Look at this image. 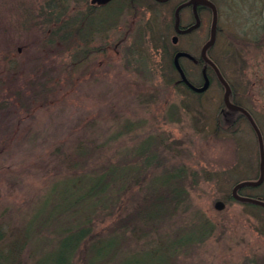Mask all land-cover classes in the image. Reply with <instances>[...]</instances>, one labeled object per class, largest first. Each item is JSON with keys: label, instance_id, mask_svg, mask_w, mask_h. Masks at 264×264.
<instances>
[{"label": "rangeland", "instance_id": "1", "mask_svg": "<svg viewBox=\"0 0 264 264\" xmlns=\"http://www.w3.org/2000/svg\"><path fill=\"white\" fill-rule=\"evenodd\" d=\"M90 1L67 0V4L71 10H84ZM46 2L50 0H0V101L13 105L0 116V135L6 137L0 142V221L22 224L48 185L64 175L61 156L50 154L60 143L81 131L110 134L117 116L119 122H129L134 128L106 149L107 158L118 147L123 152L118 158L128 163L129 152L152 137L167 143L151 147V151L160 152L157 154L164 166L186 167L187 201L165 230L212 226L211 235L202 244L184 251L182 264H264V209L227 199L235 183L256 175V167L250 163L257 156L250 143L253 137L216 133L219 90L214 80L203 93L169 84L171 79L175 82L176 75L169 74L149 33L140 29L146 20L154 22L151 14L157 10L160 15L155 31L165 33L170 45L175 2L151 6L144 12L143 22L133 10H124L119 27L106 30L104 38L99 34L88 44L78 41L70 47L57 42L52 48L45 44L52 27L42 10ZM215 2L225 33L216 39L210 55L229 77L231 49L240 48L241 37L258 35L254 26L264 17V0ZM209 24L207 16L204 33L182 37L178 47L197 58L207 40ZM250 47L245 49V57L264 64V46L262 53L252 52ZM74 52L84 55L76 65L70 58ZM199 68L186 65L189 78L197 84ZM44 80L48 84L42 85ZM32 85L52 90L44 96L46 100L41 99L44 104L40 99L30 102L24 112L19 102L23 104L25 99L19 96L17 101L14 93ZM24 94L30 97V93ZM89 120L95 122L94 128L88 127ZM70 142L67 140L68 147ZM154 170L155 174L159 171ZM217 201L225 203L220 210L215 208Z\"/></svg>", "mask_w": 264, "mask_h": 264}, {"label": "trees", "instance_id": "2", "mask_svg": "<svg viewBox=\"0 0 264 264\" xmlns=\"http://www.w3.org/2000/svg\"><path fill=\"white\" fill-rule=\"evenodd\" d=\"M151 6L159 7V3L112 0L105 5L89 3L84 10H71L67 0H50L42 8L46 23L51 20L52 26L45 44L50 48L57 42L69 47L78 41L88 44L96 35L104 38L106 30L119 27L124 10H133L139 15V22H143L144 12ZM151 15L154 22L146 20L140 29L149 33V40L154 42V50L160 51V59L169 74L176 75L166 35L155 31L154 23L160 14L156 10ZM83 56L74 52L70 56L71 64H78ZM138 61L144 63L141 57ZM142 75L146 76L145 70ZM159 76L161 81L165 80L164 75ZM169 84L184 86L172 79ZM33 86L14 93L16 100L25 99L23 104L19 102L24 112L30 102L43 99L52 90ZM183 89L191 92L186 86ZM24 93H30V97ZM12 106L6 100L0 101V116ZM118 120L117 116L113 118L116 126L110 134L77 132V137L72 134V139L66 138L71 140L69 147L66 140L50 152L54 157L61 156L64 175L48 185L22 224L0 221V264H182L184 251L202 244L211 235L209 224L195 225L188 230H165L169 221L181 213L188 193L185 165L164 166V160L157 154L160 152L151 151L157 143L167 146L164 140L147 137L129 152L128 163L118 158L123 154L118 147L112 157L105 156L106 149L124 132L133 131L129 122L124 124ZM89 122L92 123L88 127L94 128L95 122ZM5 141L6 137L0 135V142ZM154 169L159 170L157 174ZM151 171L153 177L147 178Z\"/></svg>", "mask_w": 264, "mask_h": 264}, {"label": "flooded vegetation", "instance_id": "3", "mask_svg": "<svg viewBox=\"0 0 264 264\" xmlns=\"http://www.w3.org/2000/svg\"><path fill=\"white\" fill-rule=\"evenodd\" d=\"M112 1V0H111ZM110 1V2H111ZM155 1V0H154ZM175 2L172 6V18H171V61L175 69L176 74V83L186 86L190 89L187 83L181 79V75L174 65L175 55L178 53H187L190 57L180 56L177 59L179 67L183 72L185 79L190 82L188 71L186 70V65L199 66L200 72V83L193 84L194 87H202L207 81L208 86L210 87L211 82L216 83V86L219 90V102L216 110V116L214 118L215 128L213 129L216 133H227L233 136L247 134L253 137V141L250 143L254 146V149L257 152V156H254V159H251L250 163L253 167H256V170L253 172L256 175L253 177L243 178L237 183L248 181L252 184L244 185L240 188H237L236 195L239 197H249L254 198L260 201H263L264 196V64H256V58L249 56L246 58V51L250 46V51H260L263 52L264 46V17L258 19L256 29L259 31L258 35H251L248 38H240L241 41L239 44L240 48L234 47L230 52V60L233 63L230 69V76L227 77L223 72L220 63L216 57L210 55L212 47L215 45L216 39L219 35H224L223 27L220 24L219 17V8L215 0H203L209 2L213 5L215 9V23L213 26V16L214 10L210 5L199 2L198 0H166L165 2H157L159 4H168L170 2ZM108 2V3H110ZM90 3V2H89ZM92 4V3H91ZM95 6V4H93ZM105 5V4H104ZM181 6L178 12V25L177 29L175 26V11ZM209 17L210 24L208 26L207 40L201 46L199 56H195L188 53V51L178 47L179 40L186 35L204 33V21L206 17ZM196 25L189 31H184L192 26ZM213 29V44L205 49V55L207 59L214 63L215 68L218 70L219 75L227 84L228 91V102L225 99V86L220 80L218 73L215 68L212 67L206 60L202 57L201 51L205 44L210 40L211 33ZM176 37V41L173 42L172 38ZM205 36V35H204ZM246 51V52H245ZM253 52V51H252ZM256 54V52H255ZM254 61L250 64V60ZM186 64V65H184ZM190 64V65H189ZM192 90V89H190ZM193 91V90H192ZM199 93H203L199 92ZM201 95V94H200ZM246 112L243 113V111ZM249 117H248V116ZM235 183V185L237 184ZM232 187L230 194L227 196L228 200H235L237 202H243L234 197ZM248 191H255L256 193H249ZM244 204H249L248 202H243ZM264 209V205L253 204ZM225 203L223 202V207Z\"/></svg>", "mask_w": 264, "mask_h": 264}, {"label": "water", "instance_id": "4", "mask_svg": "<svg viewBox=\"0 0 264 264\" xmlns=\"http://www.w3.org/2000/svg\"><path fill=\"white\" fill-rule=\"evenodd\" d=\"M110 1H111V0H91L90 2H91L92 4H96V5H104V4H107V3L110 2ZM155 1H157V2H165L166 0H155ZM198 1H199V2H202V3H204V4H207V5H210V6L213 8V10H214L213 26H214V23H215V9H214L213 5H212L211 3H209V2H205V1H203V0H198ZM180 8H181V6H179V7L176 9V11H175V15H174V17H175V26H176V29H177V25H178V12H179V9H180ZM195 26H196V25H194V26H192V27H190V28H188V29H186V30H184V31H180V32H186V31H189V30H191L192 28H194ZM172 41H173V42L176 41V37H175V36L172 38ZM213 41H214V37H213V29H212L211 38H210V40L205 44V46L202 48L201 55H202V57L206 60L207 63H209L212 67L215 68L214 63L211 62L209 59H207V57H206V55H205V49H206L207 47L211 46V45L213 44ZM180 56L190 57V55L187 54V53H178V54L175 55V58H174V65L176 66L177 70L179 71V73H180V75H181V79L184 80V81L187 83V85H188V87H189L190 89H192V90H194V91H196V92H202V91H204V90L207 88V86H208L207 81L205 82V84H204L202 87H200V88H196V87H194L192 84H190V83L185 79V76H184L183 72L181 71V69H180V67H179V64H178V62H177V59H178ZM215 70H216V72H217L218 75H219L218 70H217L216 68H215ZM219 77H220V80L222 81V83H223L224 86H225V90H226V91H225V99H226V102H228V91H229V88H228L227 84L224 82V80L221 78L220 75H219ZM242 111H243V110H242ZM243 113L246 114L245 111H243ZM247 116H248V115H247ZM248 117H249V116H248ZM250 184H252V183H251V182H248V181H243V182H240L239 184H236L235 187L233 188V194H234V197L237 198V199L240 200V201H243V202H248V203L258 204V205H264V202H263V201H260V200L254 199V198H249V197H239V196L236 195V192H235V191L237 190V188H240V187H242V186H244V185H250ZM215 208H216L217 210L222 209V208H223V203H221L220 201H217L216 204H215Z\"/></svg>", "mask_w": 264, "mask_h": 264}]
</instances>
